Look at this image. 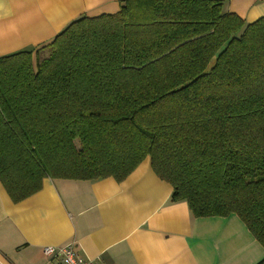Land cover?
<instances>
[{
    "label": "trees",
    "instance_id": "trees-1",
    "mask_svg": "<svg viewBox=\"0 0 264 264\" xmlns=\"http://www.w3.org/2000/svg\"><path fill=\"white\" fill-rule=\"evenodd\" d=\"M226 1L122 0L1 56L0 180L13 202L47 177L120 183L150 158L171 203L236 215L264 248V17L247 23Z\"/></svg>",
    "mask_w": 264,
    "mask_h": 264
},
{
    "label": "crops",
    "instance_id": "crops-1",
    "mask_svg": "<svg viewBox=\"0 0 264 264\" xmlns=\"http://www.w3.org/2000/svg\"><path fill=\"white\" fill-rule=\"evenodd\" d=\"M122 0H0V57L51 44L82 17L115 14ZM247 23L264 0H227ZM147 158L124 181L45 178L14 203L0 180V264H60L43 248L77 242L93 264H258L264 248L236 215L193 218Z\"/></svg>",
    "mask_w": 264,
    "mask_h": 264
},
{
    "label": "built area",
    "instance_id": "built-area-1",
    "mask_svg": "<svg viewBox=\"0 0 264 264\" xmlns=\"http://www.w3.org/2000/svg\"><path fill=\"white\" fill-rule=\"evenodd\" d=\"M43 253L46 256H58L60 264H93L91 260L86 259L80 254L76 241H72L59 248L46 246L43 248Z\"/></svg>",
    "mask_w": 264,
    "mask_h": 264
},
{
    "label": "rangeland",
    "instance_id": "rangeland-1",
    "mask_svg": "<svg viewBox=\"0 0 264 264\" xmlns=\"http://www.w3.org/2000/svg\"><path fill=\"white\" fill-rule=\"evenodd\" d=\"M50 54L49 50H46L42 53V57H47Z\"/></svg>",
    "mask_w": 264,
    "mask_h": 264
}]
</instances>
